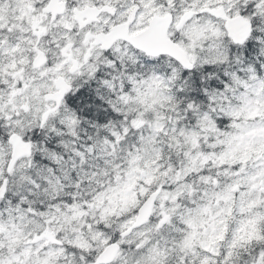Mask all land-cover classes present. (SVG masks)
I'll return each instance as SVG.
<instances>
[{
    "label": "snow or ice",
    "instance_id": "obj_1",
    "mask_svg": "<svg viewBox=\"0 0 264 264\" xmlns=\"http://www.w3.org/2000/svg\"><path fill=\"white\" fill-rule=\"evenodd\" d=\"M0 264H264V0H0Z\"/></svg>",
    "mask_w": 264,
    "mask_h": 264
}]
</instances>
